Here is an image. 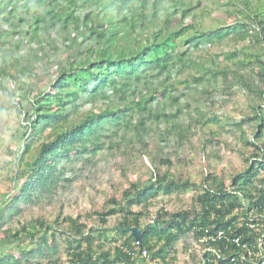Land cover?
Listing matches in <instances>:
<instances>
[{
	"label": "trees",
	"instance_id": "16d2710c",
	"mask_svg": "<svg viewBox=\"0 0 264 264\" xmlns=\"http://www.w3.org/2000/svg\"><path fill=\"white\" fill-rule=\"evenodd\" d=\"M230 13L241 21L223 25ZM208 18L222 26H206ZM0 59V72L31 84L14 97L0 82V108L15 109L19 123L0 165L10 183L0 194V264H169L189 231L202 246L195 264H233L243 250L235 238L252 245L264 234V0H0ZM34 71L44 83L37 95ZM238 93L249 99L234 117L223 100ZM248 121L254 140L228 184L211 160L231 140L200 132ZM196 134L206 165L199 180L172 171ZM113 150L124 180L101 207L74 217L42 206L24 218L42 199L55 203L78 163L94 168ZM190 190V206L154 211Z\"/></svg>",
	"mask_w": 264,
	"mask_h": 264
},
{
	"label": "rangeland",
	"instance_id": "374dc122",
	"mask_svg": "<svg viewBox=\"0 0 264 264\" xmlns=\"http://www.w3.org/2000/svg\"><path fill=\"white\" fill-rule=\"evenodd\" d=\"M221 14L218 10L214 11V16ZM29 20V19H28ZM241 18L236 13H230L224 19L223 25H231L235 23H239ZM205 25L211 27L213 29H218L220 26L219 21L215 19H207L205 21ZM128 43V42H127ZM128 45V44H126ZM40 48L37 49L39 51ZM212 50H218V47L212 48ZM28 46L23 47L22 51H19V55H26L28 52ZM119 56H121V50H119ZM0 59V63H1ZM38 71H34L31 77L29 78L35 84V91L33 94L37 95L40 87L43 86L42 81L36 82V78L39 77ZM28 75L30 74L27 73ZM12 81V80H11ZM13 82V81H12ZM14 88L13 90L7 89L9 94L14 97L20 96L24 93L25 90L29 88L31 84L23 80L18 81V83L13 82ZM1 85V83H0ZM29 90V89H28ZM27 90V91H28ZM0 98L4 99V103L7 101V98L0 96ZM248 96L242 93H238L235 96H231L229 98H224L223 102H226L225 111H228L232 116L238 117L242 110L246 108ZM190 100V99H189ZM10 115L9 119H1L0 125H5V130L0 132L1 137L6 144L12 143L14 141V133L13 129L16 124L15 119L17 117V111L15 109H7L6 107H1L0 112H4ZM222 118L227 117V115L222 114ZM4 120V121H3ZM18 121V120H17ZM10 127V128H8ZM215 130L218 132L217 136L221 140H231L232 146L230 148H226L223 150L222 154L219 157H215L211 160V169L216 173L220 174L221 171H225L226 176L228 177V184H231V174L234 173L238 168L244 167V159L245 156L243 153L248 155V151L246 152L248 146L246 143L254 140V127L251 121L246 122V124L240 127L238 130L234 132H230L226 129L219 127L218 125H212L210 128H206L205 132H200L203 138L208 137L210 134L209 130ZM192 143H186L185 147L181 149V155L185 156V164L176 162L174 165V169L172 171L175 172H184L185 175H189L192 179L199 180L201 178V170L206 166L204 162L200 161L199 158L203 157L202 152V143L199 141V134H196L191 137ZM0 146V165L3 166L6 160L10 159V154L8 150L4 148L6 145ZM215 145V144H213ZM212 144L209 145V148L212 149L214 146ZM216 146V145H215ZM217 147L223 148V142L218 143ZM251 148V147H249ZM170 149V148H169ZM243 152V153H242ZM201 156V157H200ZM106 158H101L99 164L91 168H82V164L78 163L76 167L79 169L78 172H75L74 175L68 174V179L61 183V189L59 194L55 198V203L52 205L47 202V199H42L40 202L34 203L32 206H28L25 208L26 212L25 217L31 216V212L40 209L42 206H46L43 209V213L47 216L55 215L62 207L64 214H71L76 217L79 213H87L93 211L96 207H101L106 201V192H111L114 188H116L120 182V180H124V177L121 176L120 173V163L121 160L116 156V151H111L108 155H105ZM145 162L150 164L149 159L145 158ZM69 167L72 166L70 162ZM140 169L145 170V167L141 162H138ZM9 179L8 172L4 170L0 166V194L6 193L9 191ZM230 188V187H229ZM193 190L188 191L187 193L181 194H173L171 196L164 197L160 202H158L157 206L154 208V211L159 209L160 207H167L171 210L175 209L181 205H191ZM44 201V202H43ZM27 219V218H26ZM88 221V220H87ZM118 221V217L116 215L110 218V224L114 225ZM89 226H93L95 222L89 220ZM66 246H60L59 252L60 255L65 257L64 248ZM176 252L172 253L169 264H195L198 262L202 250L201 244L195 240L192 232H187L181 235V238L178 242L175 243ZM195 254V258L192 255Z\"/></svg>",
	"mask_w": 264,
	"mask_h": 264
},
{
	"label": "built area",
	"instance_id": "2783aa9c",
	"mask_svg": "<svg viewBox=\"0 0 264 264\" xmlns=\"http://www.w3.org/2000/svg\"><path fill=\"white\" fill-rule=\"evenodd\" d=\"M235 242L241 245L243 250L239 256L231 258L233 264H264V234L259 236L256 243L252 245L241 243L239 238H235ZM240 258L243 261L238 263Z\"/></svg>",
	"mask_w": 264,
	"mask_h": 264
},
{
	"label": "bare ground",
	"instance_id": "6f19581e",
	"mask_svg": "<svg viewBox=\"0 0 264 264\" xmlns=\"http://www.w3.org/2000/svg\"><path fill=\"white\" fill-rule=\"evenodd\" d=\"M0 82L7 88L10 90H13L14 88V84L11 81L10 77L8 76L7 73H2L0 72Z\"/></svg>",
	"mask_w": 264,
	"mask_h": 264
},
{
	"label": "water",
	"instance_id": "95a60500",
	"mask_svg": "<svg viewBox=\"0 0 264 264\" xmlns=\"http://www.w3.org/2000/svg\"><path fill=\"white\" fill-rule=\"evenodd\" d=\"M131 231H132L133 235L135 236L136 240L140 241V239H141V230L136 228V227H132Z\"/></svg>",
	"mask_w": 264,
	"mask_h": 264
}]
</instances>
